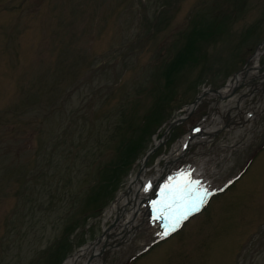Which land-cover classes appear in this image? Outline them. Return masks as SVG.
I'll return each mask as SVG.
<instances>
[{
    "label": "rangeland",
    "instance_id": "rangeland-1",
    "mask_svg": "<svg viewBox=\"0 0 264 264\" xmlns=\"http://www.w3.org/2000/svg\"><path fill=\"white\" fill-rule=\"evenodd\" d=\"M258 44L264 0H0V264H63L98 237L152 131L219 90ZM258 123L216 181L264 141V111ZM185 127L170 128L147 163ZM255 157L247 179L130 264H264V146ZM141 227L106 264H125L150 239Z\"/></svg>",
    "mask_w": 264,
    "mask_h": 264
},
{
    "label": "bare ground",
    "instance_id": "bare-ground-1",
    "mask_svg": "<svg viewBox=\"0 0 264 264\" xmlns=\"http://www.w3.org/2000/svg\"><path fill=\"white\" fill-rule=\"evenodd\" d=\"M260 55L261 50H259L252 57V63L256 68ZM257 72L258 71L253 69L251 71H247L246 73H237L235 77L232 79L229 78L223 84V86L220 88V93L227 97L235 98L239 93V90L244 91L245 89V91H247V89L250 87V81L247 80H253L254 78H261L264 80V70L260 73ZM200 93L201 92H199L198 95ZM230 104H227L226 108H230ZM236 107H238V105ZM179 116H181V114L177 113L174 118H169L168 121H163L156 127L154 131H152L149 145L144 154L140 157L137 163V168L131 172L132 174L127 178V181L124 183L123 187L118 190L117 195L104 209L103 215H105V220L103 221V227L98 236L106 237L107 239L105 242L99 238V241H97V239H93L89 243H85V245L80 248L79 251L70 254L63 264H106V262L112 257L114 250L122 255V252L128 249V245L133 242L140 228H142L138 213L136 214V210H141L139 207L141 201H139L135 192L138 181L134 178L138 171V166L144 162L145 157L149 156L151 152L168 137L169 129L173 127L175 121L179 119ZM176 150L177 149H175V146H173V148H171L168 153L163 155V159L173 160L178 157L180 154L178 151L176 153ZM259 154L260 153L258 152L256 157ZM256 157L254 160H252L247 170L239 177L238 180H241L245 177L246 173L253 165ZM156 165L159 168L156 170V173H158L161 171V167L159 164ZM245 178L247 179V176ZM227 189L228 188H226L224 192H227ZM199 213L197 215H199ZM195 216L190 217L186 223H188L191 218ZM184 225L182 227H184ZM176 233L177 232L170 235L168 238L173 237ZM94 243H96L97 246H95Z\"/></svg>",
    "mask_w": 264,
    "mask_h": 264
},
{
    "label": "snow or ice",
    "instance_id": "snow-or-ice-1",
    "mask_svg": "<svg viewBox=\"0 0 264 264\" xmlns=\"http://www.w3.org/2000/svg\"><path fill=\"white\" fill-rule=\"evenodd\" d=\"M162 197L158 203L168 210L164 218L169 220L171 230L204 202V195L195 192L191 184L175 186L166 193L162 190Z\"/></svg>",
    "mask_w": 264,
    "mask_h": 264
},
{
    "label": "water",
    "instance_id": "water-1",
    "mask_svg": "<svg viewBox=\"0 0 264 264\" xmlns=\"http://www.w3.org/2000/svg\"><path fill=\"white\" fill-rule=\"evenodd\" d=\"M200 96H198L196 99H198ZM137 213V212H136ZM101 239V237H99ZM99 238H97V241H99ZM96 246V243H94Z\"/></svg>",
    "mask_w": 264,
    "mask_h": 264
}]
</instances>
